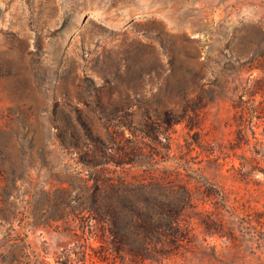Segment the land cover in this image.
<instances>
[{
    "label": "rangeland",
    "instance_id": "374dc122",
    "mask_svg": "<svg viewBox=\"0 0 264 264\" xmlns=\"http://www.w3.org/2000/svg\"><path fill=\"white\" fill-rule=\"evenodd\" d=\"M263 58L264 0H0V264H264V235L242 221L263 209L264 174L237 180L220 159L233 88L264 77L248 71ZM170 111L183 121L166 123ZM119 148L135 150L127 179L179 170L195 188L182 254L82 261L97 245L81 211L95 181L86 162ZM220 188L237 210L235 244L205 231Z\"/></svg>",
    "mask_w": 264,
    "mask_h": 264
},
{
    "label": "trees",
    "instance_id": "16d2710c",
    "mask_svg": "<svg viewBox=\"0 0 264 264\" xmlns=\"http://www.w3.org/2000/svg\"><path fill=\"white\" fill-rule=\"evenodd\" d=\"M254 68L264 70V58L263 64L260 62L248 71ZM233 91L235 96L231 98L233 115L230 124L233 126V136L228 144H220V159L225 162L229 160L231 165L228 171L237 180L245 181L256 171L264 174V169L259 165L264 159V77H248ZM171 116L172 119L166 120V123L175 125L183 121V117L173 112ZM259 127H262V138L257 136ZM86 129L88 134H85V139L92 135L91 129ZM79 137L83 138L82 135ZM95 139L104 146L100 138ZM243 149L250 152L249 157L239 153ZM132 152H135L133 148L130 151L119 148L115 157L104 152L105 161L86 162L96 169L95 181L81 211L88 215L87 226L93 230L90 233L97 245L88 244L83 250L84 263L87 258L108 263L111 255H117L124 262L128 259L137 263L149 258L153 249L154 254L167 257L182 254L193 242V218L197 215L194 211L199 206L195 188L181 177L179 170L162 169L157 173L158 170L154 169L144 176L127 179L128 166L133 163V160H128ZM82 157L94 159V155L88 151ZM236 159L239 166L233 162ZM118 170L121 173L115 175ZM204 186L201 193L205 197L214 195L213 185L205 181ZM228 201L226 192L220 188V220L214 226L205 224V231L235 244L239 241L233 228L237 210L235 206H229ZM242 221L254 233L264 235V206L262 210L249 209Z\"/></svg>",
    "mask_w": 264,
    "mask_h": 264
}]
</instances>
